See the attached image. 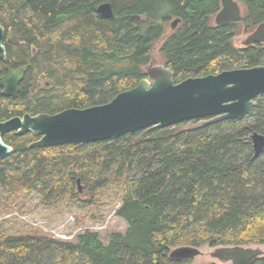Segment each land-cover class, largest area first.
<instances>
[{"label":"trees","instance_id":"16d2710c","mask_svg":"<svg viewBox=\"0 0 264 264\" xmlns=\"http://www.w3.org/2000/svg\"><path fill=\"white\" fill-rule=\"evenodd\" d=\"M239 1L254 30L264 21V0ZM102 2L111 4V17L97 13ZM219 9L220 0H0V77L25 71L16 96H3L0 85V121L104 104L133 88L174 18L181 21L159 56L175 83L264 64V44L236 48L234 23L214 24ZM198 122L45 148L28 146L37 139L31 132L4 134L13 149L0 158L6 199L36 195L45 207L88 208L114 192L126 229L107 243L90 230L70 241L0 229V264H188L169 258L170 249L264 245V147L253 156L250 139L264 135V94L243 119L191 127Z\"/></svg>","mask_w":264,"mask_h":264},{"label":"water","instance_id":"95a60500","mask_svg":"<svg viewBox=\"0 0 264 264\" xmlns=\"http://www.w3.org/2000/svg\"><path fill=\"white\" fill-rule=\"evenodd\" d=\"M96 10L102 17L113 15L109 2L98 4ZM241 16L237 0H220L214 24L228 25ZM180 21L179 18L172 19L166 32L156 41L150 60L144 66L145 77L109 102L84 108H67L54 114L25 113L0 121V158L13 151L2 138L8 132H15L16 135L31 132L37 139L28 146L45 148L116 139L148 127L165 128L190 120H199L191 126L194 128L220 120L243 119L254 107L255 99L264 94V64L188 77L175 83L173 71L161 62L158 49ZM4 32L0 24L1 59L6 56ZM243 44H264V21L254 28ZM24 74V68L17 67L0 77L3 96L17 95ZM250 139L253 156L256 157L264 147V135L253 132ZM79 184L80 180L77 179L78 190L81 191ZM198 254V247L180 245L170 250L169 258L178 260ZM262 254L261 249L249 246H217L212 255L223 260L241 258L243 264H248V261Z\"/></svg>","mask_w":264,"mask_h":264},{"label":"rangeland","instance_id":"374dc122","mask_svg":"<svg viewBox=\"0 0 264 264\" xmlns=\"http://www.w3.org/2000/svg\"><path fill=\"white\" fill-rule=\"evenodd\" d=\"M237 1L241 7L242 16L234 22L232 44L241 49L246 47L243 42L253 29L244 20V5L239 0ZM156 54L157 52H155ZM79 185L81 192L78 193V196L82 200L88 199L83 184L80 182ZM1 202L0 229L8 234L41 233L73 241L79 233L90 230L98 232L103 242L107 243L110 233H124L126 229V223L115 213L119 199L114 192L106 193L99 203L88 208L78 207L70 202L45 207L36 195L24 196L22 194L9 200L0 193ZM247 246L264 251V245L249 244ZM216 247L207 244L199 246L200 254L193 256L188 264H210L213 262L219 264V260L212 255Z\"/></svg>","mask_w":264,"mask_h":264},{"label":"flooded vegetation","instance_id":"af4514ba","mask_svg":"<svg viewBox=\"0 0 264 264\" xmlns=\"http://www.w3.org/2000/svg\"><path fill=\"white\" fill-rule=\"evenodd\" d=\"M213 22H214V19H213ZM236 22V21H235ZM264 258V251H263V254L260 255V256H257L256 258H253L252 260L248 261V264H256V262L258 260H261ZM183 260H187V259H192V257H184V258H181ZM219 260V264H243V259L241 258H236V259H229V260H223L221 258H217ZM210 264H215L214 262L213 263H210Z\"/></svg>","mask_w":264,"mask_h":264},{"label":"bare ground","instance_id":"6f19581e","mask_svg":"<svg viewBox=\"0 0 264 264\" xmlns=\"http://www.w3.org/2000/svg\"><path fill=\"white\" fill-rule=\"evenodd\" d=\"M145 73V72H144Z\"/></svg>","mask_w":264,"mask_h":264}]
</instances>
